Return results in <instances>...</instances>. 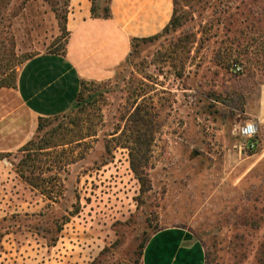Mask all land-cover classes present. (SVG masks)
<instances>
[{
	"label": "rangeland",
	"instance_id": "1",
	"mask_svg": "<svg viewBox=\"0 0 264 264\" xmlns=\"http://www.w3.org/2000/svg\"><path fill=\"white\" fill-rule=\"evenodd\" d=\"M69 1L0 0V81L62 52ZM174 18L45 121L26 173L40 186L18 174L24 152L0 159V264H140L166 226L192 232L205 264H264V0H174ZM137 105L153 138L141 182L123 144ZM247 121L258 146L240 150Z\"/></svg>",
	"mask_w": 264,
	"mask_h": 264
},
{
	"label": "crops",
	"instance_id": "2",
	"mask_svg": "<svg viewBox=\"0 0 264 264\" xmlns=\"http://www.w3.org/2000/svg\"><path fill=\"white\" fill-rule=\"evenodd\" d=\"M107 5L110 16L94 17L92 0H70L64 52L33 55L20 66L16 86L0 88V153H13L29 141L39 117L68 112L82 80L112 77L132 38L160 32L173 13V0H109ZM140 264H205L204 248L188 229L166 226L145 242Z\"/></svg>",
	"mask_w": 264,
	"mask_h": 264
},
{
	"label": "trees",
	"instance_id": "3",
	"mask_svg": "<svg viewBox=\"0 0 264 264\" xmlns=\"http://www.w3.org/2000/svg\"><path fill=\"white\" fill-rule=\"evenodd\" d=\"M91 14L94 17L95 16H101V17L110 16L108 5H106L105 7H102L101 11H99V6L96 7L94 0H92ZM174 24H175V18H174V0H173L172 17H171L170 21L166 24V26L160 32H158L152 36L143 37V38H136V37L132 38L131 46L138 41H152V40H154L155 38L161 36L163 33L167 32L169 30V27L173 26ZM64 50H65V47L62 50V52H58V51H52V52L63 53ZM32 56L33 55L27 57L26 60ZM8 74H10L9 76H10L11 80H9V78H8L9 76H8L6 79L0 81V87H3V86L15 87L16 86V71L13 70V71H11V73H8ZM88 82L92 83L93 81H86V80L81 81V88H80V92H79V96L77 98V101H78L79 97H81L84 85ZM141 109L142 108L137 105L136 108L134 109V111L131 113V116L134 117V124L135 125L133 126L130 135L128 137H126L123 141V144H125L124 147H127L129 150L131 169L140 182L143 180V178L141 176L142 166L144 164V161L147 159L148 150L150 149V142L153 140L151 134H148V133L142 131L145 127H144V120H143L144 118L140 113ZM56 116H59V115H56ZM56 116L39 117L35 134L32 136V138L29 141H27L23 146H21L18 149L20 152H24V154L22 155L21 159L18 162V166H17L18 174L25 182H27L28 184H30L33 187L40 186V185H39V183H33L31 181V179L28 178L26 173L28 172V170H32L33 163L37 160V158H36L37 155L33 154V152L37 151V150H42L44 148L41 146L35 147L37 145L34 144L33 139L36 137V135L42 129V126L45 123V121H48L52 118H55ZM257 146H258V142H257ZM9 154L10 153H0V159L9 156ZM46 160H48V158ZM49 160H50V162L53 163V159H49ZM43 192H45V190ZM150 235H148L145 238L144 242L142 243L141 251H140V257L142 254L144 244L148 240Z\"/></svg>",
	"mask_w": 264,
	"mask_h": 264
},
{
	"label": "built area",
	"instance_id": "4",
	"mask_svg": "<svg viewBox=\"0 0 264 264\" xmlns=\"http://www.w3.org/2000/svg\"><path fill=\"white\" fill-rule=\"evenodd\" d=\"M248 125H251L249 127ZM238 133L242 137V143L240 144V150H253L257 147L256 135L257 124L254 121H247L238 129Z\"/></svg>",
	"mask_w": 264,
	"mask_h": 264
},
{
	"label": "clouds",
	"instance_id": "5",
	"mask_svg": "<svg viewBox=\"0 0 264 264\" xmlns=\"http://www.w3.org/2000/svg\"><path fill=\"white\" fill-rule=\"evenodd\" d=\"M249 127H251V125H248Z\"/></svg>",
	"mask_w": 264,
	"mask_h": 264
}]
</instances>
